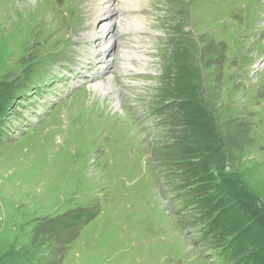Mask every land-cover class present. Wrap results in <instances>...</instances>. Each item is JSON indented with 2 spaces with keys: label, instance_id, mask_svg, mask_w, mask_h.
Wrapping results in <instances>:
<instances>
[{
  "label": "rangeland",
  "instance_id": "374dc122",
  "mask_svg": "<svg viewBox=\"0 0 264 264\" xmlns=\"http://www.w3.org/2000/svg\"><path fill=\"white\" fill-rule=\"evenodd\" d=\"M114 4L135 42L94 65L112 91L91 71L36 109L34 84L62 64L82 75L106 16L98 0H0V264H236L201 238L186 183L223 173L264 209V0Z\"/></svg>",
  "mask_w": 264,
  "mask_h": 264
},
{
  "label": "trees",
  "instance_id": "16d2710c",
  "mask_svg": "<svg viewBox=\"0 0 264 264\" xmlns=\"http://www.w3.org/2000/svg\"><path fill=\"white\" fill-rule=\"evenodd\" d=\"M183 105L185 106L186 103ZM209 160L208 156L197 166L187 168V173L200 178L202 172L208 169ZM226 177L223 173L217 178L211 177L210 186H203L201 180L189 179L186 183L188 185L195 184L190 188L197 194L195 202L204 206L205 215L210 218L206 222L204 230L206 229L207 235L210 233L216 235L221 243L219 255L233 258V263L264 264V209L252 201L241 198L236 190L228 184L229 179ZM196 183L199 185L196 186ZM215 191L221 192V195L216 197ZM220 201L222 204L228 202H232V204L225 207L223 213L220 214L219 211L220 215L212 217V213L216 211L214 207ZM238 233L243 234L242 237H239ZM230 236L231 239L228 240Z\"/></svg>",
  "mask_w": 264,
  "mask_h": 264
},
{
  "label": "bare ground",
  "instance_id": "6f19581e",
  "mask_svg": "<svg viewBox=\"0 0 264 264\" xmlns=\"http://www.w3.org/2000/svg\"><path fill=\"white\" fill-rule=\"evenodd\" d=\"M114 1L116 0H98L99 4H100V7H96L97 9L100 10H103L105 16H106V20L103 22L105 23L104 26L103 24L99 27V28H96L95 30H92L89 34L92 36H99V40L96 41V45H94L92 43L91 46H89V49L88 50H85V55L87 56V60H90V64L93 65V61H95V67H96V64L98 62H101L102 63V66L104 65V63H108L105 58H106V53L108 54V56H110V52L111 50L114 49V45L115 44H125L128 46V44L130 45H133L135 40L133 39L132 37V34L130 33H127L129 36L128 38L130 39V43H127V42H122V40L119 38L118 35H116V31L118 29V27L120 26V21L118 19H116L115 15L119 13V16H123L124 14H121V12H119V8H117V6L113 7V4H114ZM97 3V2H96ZM93 5V4H92ZM115 5V4H114ZM97 6V5H96ZM99 6V5H98ZM91 8V7H90ZM143 9V8H141ZM94 10V9H93ZM139 10V9H137ZM133 10H131L130 13H134L132 12ZM91 12V11H90ZM92 13V12H91ZM95 14V12H93ZM128 14V15H129ZM136 14V13H134ZM146 14V13H145ZM93 15V14H92ZM139 15V14H137ZM95 16V15H93ZM143 16V15H142ZM95 18V17H94ZM113 29V30H112ZM104 31V33H102ZM120 32V31H119ZM121 32H124V31H121ZM118 34V33H117ZM104 36V37H103ZM91 40H87L86 42H89ZM120 41V42H119ZM119 42V43H118ZM136 44H140V41H137ZM94 45V46H93ZM140 49V48H139ZM122 50V49H121ZM138 52H140V50H138ZM111 57V56H110ZM109 58V57H108ZM115 59V58H114ZM108 60V59H107ZM111 65V63L108 64V67ZM96 68H94L93 66H90L85 72H83V77H85V79L87 78V80H89L88 78L90 77V74L89 72L90 71H93L95 70ZM94 75L92 77L93 80V83H91L94 91L96 93H100L104 96H106V93L107 91H112L110 88L111 86H107L106 83H103L102 81L97 83L98 81V78H97V74L100 73L99 71H94ZM71 77V75L67 74V77H63V79L65 81L68 80V78ZM81 80H84V79H81ZM54 81L51 80L48 82L47 84V90H52L53 87H51L52 83ZM110 87V88H109ZM106 90V92L104 91ZM32 91V90H31ZM106 100V99H105ZM119 104V103H118ZM118 104H116L118 106ZM32 111L34 110H31V114L33 113Z\"/></svg>",
  "mask_w": 264,
  "mask_h": 264
}]
</instances>
